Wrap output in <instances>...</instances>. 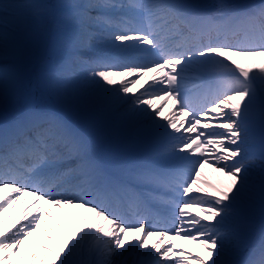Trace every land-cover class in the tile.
<instances>
[{
	"label": "snow or ice",
	"instance_id": "1",
	"mask_svg": "<svg viewBox=\"0 0 264 264\" xmlns=\"http://www.w3.org/2000/svg\"><path fill=\"white\" fill-rule=\"evenodd\" d=\"M65 7L69 28L59 42L77 54L103 49L89 68L96 96L114 122L139 125L161 141L158 155L169 163L116 172L90 138L26 108L20 61L31 21L47 6L0 2V107L12 101L20 109L0 121V264H129L125 257H134L131 264H264V225L251 241L245 235L257 197L264 211V166L258 176L249 170L256 159L264 165V135L258 154L245 147L257 117L264 129V3L76 0ZM185 74L214 77L199 107L182 94ZM168 100L177 107L165 116ZM206 165L227 178L211 192L197 186ZM161 190L175 206V235L146 227L143 217L129 224L120 214L119 206L139 212ZM24 196L32 199L13 218ZM76 209L90 215L69 223L65 210ZM36 233L47 243H27ZM152 237L160 242L149 246ZM177 237L201 251L194 258L175 251ZM232 250L243 258H226Z\"/></svg>",
	"mask_w": 264,
	"mask_h": 264
},
{
	"label": "bare ground",
	"instance_id": "2",
	"mask_svg": "<svg viewBox=\"0 0 264 264\" xmlns=\"http://www.w3.org/2000/svg\"><path fill=\"white\" fill-rule=\"evenodd\" d=\"M0 1H2L4 3H8V4L18 5V6L30 4L29 2H23V1H19V0H0ZM66 1L68 4H72V3L76 2V0H66ZM200 2H202L203 4H213V3H216L217 0H200ZM232 2L235 3L234 1H232ZM18 11H24V9L20 8V9H18ZM68 11H69V9H67V8L61 9L60 14H59V16L55 22L56 26L60 27V30L62 31V33L67 31L69 28L68 23L63 18L64 14H66ZM93 31H97V29H93ZM53 48L55 51L59 52L60 64L62 66V64L64 62H66L67 58H68V56L63 54L64 50H63L62 44L58 41H55ZM88 50H89V52H88L89 54L84 59L92 60V59H95V58L103 55V49L100 47H89ZM179 50L180 49H177V51H179ZM154 59H157V57H147L146 58V60H154ZM141 62H146V61L142 60ZM89 68H86V71H85V74L87 76L77 74V75H75L76 76L75 81H73L74 77L71 76L69 78L68 83L63 82V85L69 84V83H76V82L79 83L80 82L79 83L80 84V90L84 89V91L82 93L85 95H89V97H90V104L88 106V110L85 113V115L83 116V121L79 122L80 125L82 126V128L86 131L93 128L94 121H95L93 116L97 113V111L102 113V114H105V112H106V110L102 109V107L100 105L95 107L99 98L97 97V99H93V94H96V93H95V89H94L92 80L89 76ZM151 75L152 74L149 73V76H151ZM185 75L187 78L184 81V94L187 95L190 103H192L194 106L199 107L200 105H202L205 102L206 97L210 98L208 89L210 87L211 77H210V75H203L199 80H194L191 78V74H185ZM144 79H147V77H145ZM138 87H139V85H137V88ZM157 103H161V102H157ZM176 107L177 106L174 105V102L172 100H168L167 103L164 104V106H163L162 115L167 116L169 114V112L175 110ZM257 118H259V117H257ZM110 124H113V119L110 120ZM116 126H117L115 128L116 132L120 128L124 127V126H121L119 124H116ZM130 131H131V134H130L131 138L135 139L133 141H131V139H129L127 130L118 133L119 139H120V143H119V147H118L119 154H120L121 158L128 161L127 170L133 169V168L138 167V166L150 167V165H153L154 167H162V166H166L169 163V159H168L166 154L160 153L158 155L160 147H161V141H159L157 138L153 137L152 135H148L146 132H142L140 130L139 125L132 126ZM260 136L261 135L258 133L250 134V132H249L247 143L245 144V147L249 150V152H252L253 150L260 148L261 144H255V141L257 139H259ZM142 163H144V165H142ZM262 166H264V165H262L261 161L259 159H257L250 164L249 170L254 176H258L259 170ZM223 181L227 182V178L223 177L221 174L215 172L213 167L206 165L203 169H201L200 180L198 181L200 183V185H197V186L204 189L205 192H211L213 190V187H210V186L216 187V185H218L219 182H223ZM157 195L159 196V199L154 200L153 202L159 203L160 206H158L156 211L162 213L164 216V221L170 223V228L166 229V230H169V234L175 235V233L173 231V229L177 226L176 217L174 215L175 206L173 205L174 206L173 208H169V207L165 206V205H169L167 203V201L172 199V197L169 193L165 192L164 190L159 191L157 193ZM257 198H259V197H257ZM31 199H32L31 196L21 197V200L17 202V204L15 205V207L13 209H11L13 218L16 217L17 213L23 212L24 208L27 207V204L29 201H31ZM258 202H259V200H258ZM258 202H257V204H258ZM257 204L255 202L254 206ZM118 210L120 211L121 208H118ZM191 211L195 212V209H192ZM142 212L144 213L143 218H145V220L148 219V216H147L148 212H145V211H142ZM148 214H150V213H148ZM78 215L87 216L90 214L85 213L82 209L71 210L70 214H69V210H65V216H66L69 223H79V221L77 219H75V217ZM56 216H57V219L60 218L59 213H56ZM156 216L157 215L154 214V212L150 214V217H156ZM9 224H11V221H9ZM165 224L167 225V223H165ZM262 225H264V224H262ZM42 227H43V225H42ZM146 227H148L150 229H155L158 231L165 230V229H163V227L155 228L151 225H147ZM130 235H132V234H130ZM37 239H40V241L44 243L42 233L34 234V236L31 238V240L27 243L35 244V241ZM178 241H179L178 238H176L173 241V243L176 244ZM181 241L184 244H187L189 242V241H184L182 239H181ZM158 242H160V241L157 237L149 238V246H151L152 243H158ZM133 243H135V241H133ZM196 245L198 246V243H196ZM165 246H168V245L165 244ZM161 250L163 251V248ZM141 251H144V250L141 249ZM235 252H236L235 250L230 251L228 256H230L234 259L239 254V253H235ZM184 255L187 256L185 253H184ZM125 259H128L129 264H131V261L134 259V257H125ZM174 259L180 260L181 258L179 256H177ZM169 262H171V261H169ZM169 262H167V264Z\"/></svg>",
	"mask_w": 264,
	"mask_h": 264
},
{
	"label": "rangeland",
	"instance_id": "3",
	"mask_svg": "<svg viewBox=\"0 0 264 264\" xmlns=\"http://www.w3.org/2000/svg\"><path fill=\"white\" fill-rule=\"evenodd\" d=\"M23 2L30 1L32 3L36 4H44L47 6L46 15H41L39 17H36L31 21L30 24V32L31 36L29 39V42L25 48V51L21 57V66L24 68L26 77H25V87L24 92L25 95L27 94V80L29 78V70L31 68V65H37L38 71L37 73L42 76V74H48V79L46 82H43V85L47 86L49 88V92L53 96V105L59 106L60 112L57 109H53L51 112H42V113H50L54 115L55 117H58L59 119H65L64 112L67 113H73L77 109H81V114L77 119L73 120H67L65 119L66 123L69 124L73 129L80 132L81 134L87 136L90 138L96 147V154L104 161L106 165H108L110 168H112L116 172L118 171V168L121 167V170H127L128 161L121 158L119 154V139L117 136L112 135V131L110 130V126L106 125V121L109 117L108 115H100L97 114L94 128L88 132H83L82 128L79 127L76 124V121L81 120L87 111V108L90 104V97L89 95H85L82 92L83 90H80V82L74 83V84H67L66 86L62 85L61 83V76L59 78H53L54 73H57V66L59 63V52L55 51L53 46L56 40L60 41V38L62 37L63 33L60 30V27H55V20L59 16L60 8H66V5H69L66 0H19ZM239 1V0H235ZM246 1V0H241ZM8 4V3H7ZM93 15L97 14V12H93ZM110 15H117V13H109ZM47 25L48 28H47ZM43 27H45L46 30H42ZM72 50V49H71ZM88 52V50H85ZM68 53V51H67ZM73 53L72 55L68 56V61L66 63L67 69H73L74 72L79 73L80 75H85L86 67H89L92 62L83 60L84 63L81 65L76 61V63H71L77 56L74 51H71ZM81 66V69H77ZM83 68H85V71H83ZM93 99H97L96 94H93ZM99 105H105V102L101 99H98ZM26 108L32 109L30 105H27ZM19 107L16 106L12 101L9 102L7 109L5 110L3 107H0V121L3 120L4 116L6 115L8 117H15L19 114ZM33 110V109H32ZM35 111V110H34ZM39 112V111H37ZM112 118V117H111ZM116 125V122H114ZM107 129L106 131H103L101 134L102 139H108L111 141L109 146L111 147V144L114 145V148L110 152H106L101 148V145L98 143L97 139L94 137V133H98L102 129ZM131 126H126L122 131H128L129 137L131 138ZM112 149V148H111ZM111 162H116L117 169L114 166V164H110ZM222 182H219L216 187H221ZM255 214H260L261 216H264L261 214V205L260 206H254ZM257 207V208H256ZM249 219H254V215L248 214ZM242 255V254H241ZM239 256V258L241 257ZM238 258V259H239ZM113 259L119 260L120 257H114ZM237 259V260H238Z\"/></svg>",
	"mask_w": 264,
	"mask_h": 264
}]
</instances>
